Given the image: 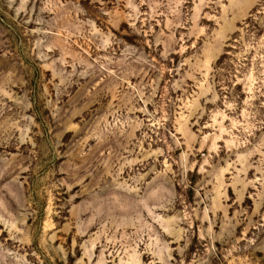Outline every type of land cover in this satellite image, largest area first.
Segmentation results:
<instances>
[{
	"label": "rangeland",
	"instance_id": "rangeland-1",
	"mask_svg": "<svg viewBox=\"0 0 264 264\" xmlns=\"http://www.w3.org/2000/svg\"><path fill=\"white\" fill-rule=\"evenodd\" d=\"M0 264H264V0H0Z\"/></svg>",
	"mask_w": 264,
	"mask_h": 264
}]
</instances>
